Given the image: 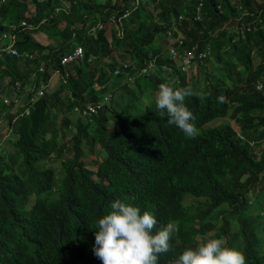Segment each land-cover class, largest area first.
Here are the masks:
<instances>
[{
    "label": "trees",
    "instance_id": "obj_1",
    "mask_svg": "<svg viewBox=\"0 0 264 264\" xmlns=\"http://www.w3.org/2000/svg\"><path fill=\"white\" fill-rule=\"evenodd\" d=\"M30 1L0 3V35L10 23L45 16L50 42L20 31L15 47L34 59L0 52V81H19L29 93L53 72L64 81L39 97L28 116L12 123L23 108L13 114L8 108L5 116L14 138L13 149L0 154V212L19 206L12 211L27 221L0 215V264H102L93 253L95 232L117 199L153 212L157 229L176 226L158 264L176 262L208 238L242 251L247 264H264V148H257L264 140V0H76L57 14L53 7L64 8L62 0ZM178 13L184 18L172 36L182 34L180 49H211L188 75L161 43ZM124 14L117 35L111 16ZM98 23L103 29L88 34ZM241 24L252 28L239 34ZM159 37L160 47L148 49ZM78 46L83 59L63 66L61 58ZM116 50L130 62L133 82L122 72L113 81ZM91 58L110 65L87 76ZM151 60L157 71L140 73ZM205 66L215 73L201 75ZM95 82L112 88L113 98L97 115L70 120L66 112L101 99ZM161 83L196 93L185 99L199 129L195 138L157 111ZM64 153L56 177L52 161ZM84 156H94V168ZM32 198L37 223L20 207Z\"/></svg>",
    "mask_w": 264,
    "mask_h": 264
},
{
    "label": "clouds",
    "instance_id": "obj_2",
    "mask_svg": "<svg viewBox=\"0 0 264 264\" xmlns=\"http://www.w3.org/2000/svg\"><path fill=\"white\" fill-rule=\"evenodd\" d=\"M6 1L7 0H0V3ZM62 2L64 4V8L53 7V14L61 12L67 13L69 4H75L76 0H62ZM133 2L137 3L138 0H133ZM29 5H32L31 1L29 2ZM199 5L200 4L197 5L198 8ZM124 16L125 14L117 19L111 16L110 21H113L114 23L116 22V25L118 27V32H116L117 35L122 34L121 18ZM42 19H44V22L41 23ZM23 20H25L29 24H33L35 27L33 29L22 28L19 25ZM45 22H47V19L45 16H43L36 22H30L27 19H21L18 23H10L9 29L1 33L0 41L3 40L2 34L5 32H9L11 30V25H15V42L13 44V48L9 51H6V49L4 48L6 44L0 43V52H4L15 57H23L30 60L34 59L33 54L27 51L20 52L15 47L16 40L19 37L20 31H36L39 27L44 25ZM103 27V23L93 25L89 29L88 34L94 36L99 30L103 29ZM175 31H177V25L174 24L173 29L169 30L168 32L169 37L166 36L167 39H174V42L172 43L173 46L170 48V50L168 49L170 58L173 59L180 70H183L185 73L189 74L192 68H195L196 66L198 67L201 61H203L205 58L210 57V45L206 44L203 49L192 47L181 50L180 46L182 45V38H180L179 35L182 34L177 33V36H172ZM237 33L239 32L237 31ZM107 37L110 40L111 34H109ZM177 38L181 40V43H178ZM175 47L178 49V52L180 54L188 49H193L196 52L208 49V53L204 58L196 59L195 63L191 67L183 69V67L179 64V59L178 62L176 61L178 57L172 56L171 49ZM76 48H80L81 56L76 57V59L70 62L62 63V59L65 56L71 54ZM11 50H15L16 54H13ZM83 56V51L81 47L78 46L75 47L72 51L66 53L61 58L60 63L63 66H67V64L75 62L77 59H83ZM113 56L117 63V66L113 69V81H116L114 79V76H117L122 72L123 76L127 77L128 81H126V83L133 82L134 76L129 73L130 62L128 60L121 61V59L117 55V50L113 52L112 57ZM43 62L44 61L42 59L41 64H43ZM151 63L152 65L150 66ZM39 69H41V67ZM147 70L148 73L157 71L154 61L151 60L144 63V65L140 69V73L144 71L146 72ZM56 72L60 75V78H62V75L58 71ZM2 81H7L6 88L8 89V91H6V93H4V89L1 85ZM2 81H0V95H2V101L0 105V111L2 112L0 114V125H5L4 128L7 127L5 116L8 113V108H11L9 111L10 114L18 112L19 109L23 108V111H20V113L13 118L12 123H14L16 122L17 117L21 118L28 116L31 107L37 101V99L44 93L48 92V82H41L36 85L34 84L29 93V89L25 88L24 85H21L19 81H15L13 83L12 81H9V77H4ZM40 86H43L42 94L38 93ZM92 86L95 89H99L101 86L105 85H100L95 82ZM12 89H20L21 95L13 93ZM109 91L112 92L109 93ZM113 93L114 90L111 88V90H108V93L103 96V98L99 99L97 103H94L101 105L98 111L102 110L104 106H106L111 101V99L113 98ZM195 94L196 93H194L193 89L190 86L174 87L169 83H161L159 85V90L154 98L155 107L160 115L164 116V114L166 113L168 117L167 123L179 128L186 138H195L199 135V129L194 123L195 116L185 104L186 97L193 96ZM89 104L93 105L92 103H88V105ZM84 105H86V103ZM82 106H75L70 112L76 114L81 119L90 118L92 115L82 117L74 112V109L76 107ZM97 114L98 113L94 115ZM8 133L9 132H7L4 137L0 136V154L3 153L2 149L4 148L10 147V149H13V145L11 144V140L13 138L9 137L11 139L7 140V136L9 135ZM8 141H10V144L8 143ZM32 202L30 201V203H28L27 205L20 207H22L27 213H29L31 220L37 223L36 212L32 208ZM14 207L5 208L0 212V215H3L8 219L14 221L24 220L20 215L12 211V208ZM110 209L111 210L106 215L98 220V225L96 228L97 231L95 232V244L93 245V253L95 257L102 262V264H158L159 256L170 251V241L172 240L173 234L177 231V228L173 223L169 222L165 226L157 229L158 220L153 212L144 210L141 213V209L139 207L122 203L119 199L111 203ZM31 220H28V222H31ZM176 264H247V260L242 251L227 246L226 242L223 239L208 238L206 240H198L194 248L189 247L185 251H183V253L176 261Z\"/></svg>",
    "mask_w": 264,
    "mask_h": 264
},
{
    "label": "rangeland",
    "instance_id": "obj_3",
    "mask_svg": "<svg viewBox=\"0 0 264 264\" xmlns=\"http://www.w3.org/2000/svg\"><path fill=\"white\" fill-rule=\"evenodd\" d=\"M101 1H104V0H101ZM112 1H114V0H112ZM183 18H184V14H181V13H178L176 15L174 14L173 15L174 24L179 23ZM110 25H112V28H113L115 26V23L113 21L112 22L110 21ZM235 25H237V24L236 23L231 24L230 27H228V28L232 30L235 27ZM49 34H50V32L46 29V26L42 25L38 30L32 32V37L41 43H47V42H50ZM179 37L182 38V35H179ZM3 42H4L3 40L0 41V43H3ZM173 42H174V39H172V38L167 39L166 36H164L162 38L161 43L166 48L167 53H168V49L170 50V48L173 46V44H172ZM157 47H160V37L157 38L156 41L150 47H148V49L154 50ZM90 61H91V64L93 65V67L90 69V73H87V76H89L90 74L92 75L94 73H97V72L103 70L104 68H106L110 65V61H104L102 58L97 59V60H94L93 58H91ZM176 61L178 62V58L176 59ZM204 70L209 71L210 72L209 74L215 73L213 69L205 66L204 69L202 70L201 75H203ZM181 71L184 74L188 75V73H185L183 70H181ZM146 73H148V71H146ZM197 77H199V75H197ZM63 81H64V79L60 78V75L57 72H53L50 75V78L48 79V92H51L54 89H57L62 84ZM111 92L112 91H109V93H111ZM96 93L99 94L101 96V98H103V96H105L108 93V89H106V88L105 89H98L97 88ZM1 101H2V95H0V105H1ZM66 115L70 120H73V121H75L76 119L79 118L76 114H74L72 112H66ZM112 125H114V124H112ZM4 127H5V125L2 124L1 132H0L1 137H4L7 134L6 129ZM71 128H74V124L71 125ZM7 137L14 138L12 133H10ZM8 143L10 144V141H8ZM259 147L264 148V140L261 142V144H259V146L257 148H259ZM256 153H258V150H256ZM66 156H67V153H64V154H62V156L60 158L52 161L57 166V168L54 169V172H56V177H59L63 174L61 168H58V166L61 164L62 159ZM92 158H94V156H84V159L88 162V164L94 168V166L89 162V160ZM32 201H33V198L31 199V202ZM189 201L190 200H188V202ZM172 264H176V262H173Z\"/></svg>",
    "mask_w": 264,
    "mask_h": 264
},
{
    "label": "built area",
    "instance_id": "obj_4",
    "mask_svg": "<svg viewBox=\"0 0 264 264\" xmlns=\"http://www.w3.org/2000/svg\"><path fill=\"white\" fill-rule=\"evenodd\" d=\"M44 22V19L41 20V23ZM22 28H27V29H33L35 26L33 24H29L27 23L25 20L20 22V25ZM252 28V26L250 24H241L237 27V31L240 34H244L245 32L250 31V29ZM16 30V26L15 25H11V30L9 32H5L2 34V38H3V44L5 43V49L6 51H9L10 49L13 48V44L15 42V31ZM178 43H181V40L178 39ZM11 52L13 54H16L15 50H11ZM171 53L173 57H178L179 61H180V65L183 67V69L189 68L191 67L196 59H202L206 56V54L208 53V49L204 50V51H198L196 52L193 49H188L186 51H184L182 54H180L178 52V49L172 48L171 49ZM27 55V54H26ZM81 56V51L80 48H76L71 54L65 56L62 59V63H67L70 62L74 59H76V57ZM152 65V63L150 64V66ZM257 88L260 89L261 88V84L257 85ZM39 94L43 93V86H40V89L38 90ZM17 103V102H16ZM101 105L100 104H93V105H84L82 107H76L74 109V112L77 113L79 116L82 117H87V116H91L97 113L99 107Z\"/></svg>",
    "mask_w": 264,
    "mask_h": 264
},
{
    "label": "crops",
    "instance_id": "obj_5",
    "mask_svg": "<svg viewBox=\"0 0 264 264\" xmlns=\"http://www.w3.org/2000/svg\"><path fill=\"white\" fill-rule=\"evenodd\" d=\"M6 83H7V81H2L1 82V85H2V87H3V89H4V93H6V91H8V89L6 88ZM13 90V93H15V94H18V95H21L20 94V89H12ZM22 98H24V97H22ZM2 112L0 111V114H1Z\"/></svg>",
    "mask_w": 264,
    "mask_h": 264
}]
</instances>
